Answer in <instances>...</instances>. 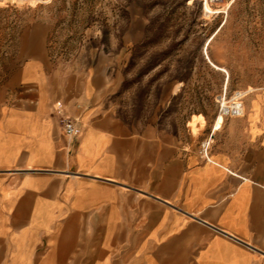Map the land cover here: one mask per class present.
I'll return each mask as SVG.
<instances>
[{
	"label": "crops",
	"instance_id": "obj_1",
	"mask_svg": "<svg viewBox=\"0 0 264 264\" xmlns=\"http://www.w3.org/2000/svg\"><path fill=\"white\" fill-rule=\"evenodd\" d=\"M38 48L0 72V264H264L263 96L205 159L198 116L184 140L120 115L118 60L64 77Z\"/></svg>",
	"mask_w": 264,
	"mask_h": 264
},
{
	"label": "rangeland",
	"instance_id": "obj_2",
	"mask_svg": "<svg viewBox=\"0 0 264 264\" xmlns=\"http://www.w3.org/2000/svg\"><path fill=\"white\" fill-rule=\"evenodd\" d=\"M41 1L0 10V72L37 47L64 77L107 55L118 60L106 70L121 116L180 125L184 140L193 139L188 123L198 116L191 126L206 122L200 142L220 114L219 96L245 93V117L225 118L214 140L228 138L229 124L247 125L249 106L264 97V0Z\"/></svg>",
	"mask_w": 264,
	"mask_h": 264
},
{
	"label": "built area",
	"instance_id": "obj_3",
	"mask_svg": "<svg viewBox=\"0 0 264 264\" xmlns=\"http://www.w3.org/2000/svg\"><path fill=\"white\" fill-rule=\"evenodd\" d=\"M18 3L22 5H26L27 7H37L38 4H41V0H0V10H9L14 8ZM246 94L243 92H237L234 96L230 99H226V95L219 96L217 103L220 106V114L224 118H240L242 117V110L244 109V98ZM238 103V104H236ZM59 123L63 128L65 134L69 138H76L79 137L82 133L81 127L78 125L76 120L69 119L64 117L59 111ZM209 144L203 143L201 154L202 157L208 159L209 154Z\"/></svg>",
	"mask_w": 264,
	"mask_h": 264
},
{
	"label": "bare ground",
	"instance_id": "obj_4",
	"mask_svg": "<svg viewBox=\"0 0 264 264\" xmlns=\"http://www.w3.org/2000/svg\"><path fill=\"white\" fill-rule=\"evenodd\" d=\"M205 3H206L205 14L208 15V14L212 13L213 10H212L211 7H210L209 1H206ZM228 7H229V5H228Z\"/></svg>",
	"mask_w": 264,
	"mask_h": 264
}]
</instances>
